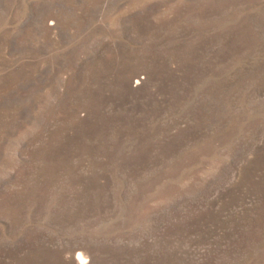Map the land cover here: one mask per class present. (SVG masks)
I'll return each instance as SVG.
<instances>
[{"label":"rangeland","instance_id":"rangeland-1","mask_svg":"<svg viewBox=\"0 0 264 264\" xmlns=\"http://www.w3.org/2000/svg\"><path fill=\"white\" fill-rule=\"evenodd\" d=\"M0 264H264V0H0Z\"/></svg>","mask_w":264,"mask_h":264},{"label":"bare ground","instance_id":"bare-ground-1","mask_svg":"<svg viewBox=\"0 0 264 264\" xmlns=\"http://www.w3.org/2000/svg\"><path fill=\"white\" fill-rule=\"evenodd\" d=\"M84 257H83V255H81V258L80 259H83Z\"/></svg>","mask_w":264,"mask_h":264}]
</instances>
